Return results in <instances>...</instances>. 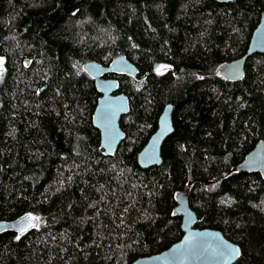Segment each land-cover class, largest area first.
<instances>
[{
    "label": "trees",
    "instance_id": "obj_1",
    "mask_svg": "<svg viewBox=\"0 0 264 264\" xmlns=\"http://www.w3.org/2000/svg\"><path fill=\"white\" fill-rule=\"evenodd\" d=\"M263 13L264 0H0V222L39 220L21 237L0 235V264H132L159 254L182 237L181 192L197 228L240 247L234 264H264V179L236 171L264 142V55L251 56L237 82L220 74L245 55ZM119 57L137 74L106 76L129 113L124 140L105 157L84 65ZM161 65L169 70L157 73ZM167 104L173 133L162 164L140 169Z\"/></svg>",
    "mask_w": 264,
    "mask_h": 264
},
{
    "label": "water",
    "instance_id": "obj_2",
    "mask_svg": "<svg viewBox=\"0 0 264 264\" xmlns=\"http://www.w3.org/2000/svg\"><path fill=\"white\" fill-rule=\"evenodd\" d=\"M236 0H215L217 3L230 4ZM255 54L264 55V13L253 30L246 53L240 59L224 64L220 69L221 77L228 82H237L244 75L246 61ZM26 66L29 62L25 61ZM84 71L94 80L99 98L92 115V125L99 132L100 148L105 157H113L125 138L120 120L129 113V100L126 95L118 93V82L107 75H127L134 77L137 68L127 58L119 57L108 67L94 62L84 65ZM45 87L40 88L42 92ZM173 106H164L157 129L137 155L140 169L158 167L162 164L161 148L165 140L173 133ZM237 172L259 174L264 179V142H259L236 167ZM175 215L181 218V239L167 250L149 257L138 258L132 264H234L242 255L238 245L228 241L220 231L197 228L198 218L190 208L188 196L181 192L176 196ZM32 216L26 214L15 221L0 222V235L12 232L21 237L39 228L38 218L26 220ZM35 217V216H32ZM31 225H35L34 227ZM21 228L25 230L21 232ZM238 249L237 255H221L224 247Z\"/></svg>",
    "mask_w": 264,
    "mask_h": 264
},
{
    "label": "snow or ice",
    "instance_id": "obj_3",
    "mask_svg": "<svg viewBox=\"0 0 264 264\" xmlns=\"http://www.w3.org/2000/svg\"><path fill=\"white\" fill-rule=\"evenodd\" d=\"M2 63H3V61H0V65H2ZM157 71L159 72L160 69L157 68ZM35 219H37V218L36 217H32V216H29V217L26 218V220H29V221L35 220ZM31 226L34 227L35 225H31ZM24 230H25L24 228H21V232H23ZM18 238L19 237H17V239ZM238 252H239L238 249H232V248H228L227 246H225L224 249L221 251V255H227V256L231 257L233 255H237Z\"/></svg>",
    "mask_w": 264,
    "mask_h": 264
},
{
    "label": "rangeland",
    "instance_id": "obj_4",
    "mask_svg": "<svg viewBox=\"0 0 264 264\" xmlns=\"http://www.w3.org/2000/svg\"><path fill=\"white\" fill-rule=\"evenodd\" d=\"M0 61H3V60L0 58ZM157 68L160 69L159 72L156 70L157 73H159V74L165 73L166 71L169 70L168 66H166V65H161V66H159V67H157ZM2 71H3V63H2V65H0V76H1V74H2Z\"/></svg>",
    "mask_w": 264,
    "mask_h": 264
}]
</instances>
